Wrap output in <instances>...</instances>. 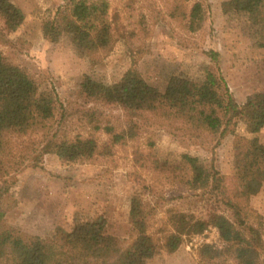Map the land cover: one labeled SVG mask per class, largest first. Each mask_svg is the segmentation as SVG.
<instances>
[{"label":"rangeland","instance_id":"1","mask_svg":"<svg viewBox=\"0 0 264 264\" xmlns=\"http://www.w3.org/2000/svg\"><path fill=\"white\" fill-rule=\"evenodd\" d=\"M196 1L202 4L203 21L197 30L189 31L180 15H170L177 0H108L110 46L80 57L65 40L48 44L39 30L41 20L63 4L62 0H17L27 17V34L9 37L0 30V51L36 82L53 88L57 97L53 130L59 139L92 136L101 147L110 138L106 126L129 136L131 119L118 105L86 102L78 89L84 74L115 82L134 67L146 82L163 92L170 74L187 64L196 80H201L206 70L222 78L238 105L264 89V48L253 47L240 27L222 15L220 4L224 0H190L178 10L188 14ZM211 51L217 52L216 61L210 58ZM138 119H134L137 123L132 138L114 145L111 156H94L72 164L61 163L53 152L40 155L41 143L34 135L11 137L7 180L17 193L0 194L4 223L22 233L44 237L57 228L68 230L72 214L78 210L103 216L109 234L127 239L131 235L130 198L139 195L150 233L161 238L169 229L168 209L185 211L192 207L193 213L200 215L206 212L207 203L151 169L156 148L176 155H198L231 187L235 146L250 137L243 122L230 125L220 135L193 131L159 114L146 113ZM258 137L264 144V129ZM2 186L0 178V192ZM250 204L262 215L264 227V182L250 197ZM204 243L220 245L215 229L185 236L178 250H161L149 264H199L198 249Z\"/></svg>","mask_w":264,"mask_h":264},{"label":"trees","instance_id":"2","mask_svg":"<svg viewBox=\"0 0 264 264\" xmlns=\"http://www.w3.org/2000/svg\"><path fill=\"white\" fill-rule=\"evenodd\" d=\"M188 1L177 0L170 15H180L188 30L195 31L203 21V7L196 1L188 14L178 10L179 5ZM62 2L41 20L42 38L51 45L65 40L80 57L107 50L111 41L108 0ZM220 10L226 19L240 27L253 47L264 48V0H224ZM26 18L17 0H0L3 34L9 37L27 34ZM209 56L213 61L218 58L214 51ZM191 71L187 64L178 66L163 92L146 82L134 67L115 82L93 74L82 75L78 89L86 102L99 100L118 105L131 119L129 136L124 132L116 134L106 126L110 138L99 147L92 136L59 139L58 132L53 130L57 101L53 88L36 82L23 69L9 63L0 51V178L3 179L0 194L17 193L7 180L10 166H6V155L11 137L34 135L41 143L40 155L53 152L61 163L72 164L94 156H111L114 145L132 138L137 123L134 119L146 113L172 118L199 133L220 135L241 121L250 135L235 146L231 187L215 168L205 166L198 155L190 152L176 155L155 149L151 169L207 203L206 212L200 215H195L190 206L185 211L168 209L169 229L161 238L150 233L139 195L130 198L131 235L127 239L109 234L106 219L101 215L94 217L75 210L68 230L57 228L43 237L7 226L3 220L5 213L0 211V264H149L159 251L173 253L185 236L202 234L208 228L215 229L220 245L202 244L198 249L199 264H264L263 217L250 204V197L259 192L264 182V144L258 137L264 129V89L238 105L224 80L214 72L206 70L203 78L196 80Z\"/></svg>","mask_w":264,"mask_h":264}]
</instances>
